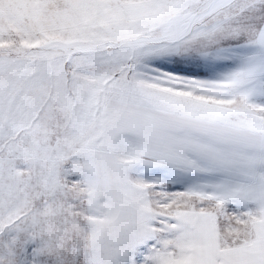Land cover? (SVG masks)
Listing matches in <instances>:
<instances>
[{
  "label": "snow or ice",
  "instance_id": "snow-or-ice-1",
  "mask_svg": "<svg viewBox=\"0 0 264 264\" xmlns=\"http://www.w3.org/2000/svg\"><path fill=\"white\" fill-rule=\"evenodd\" d=\"M0 264H264V0H0Z\"/></svg>",
  "mask_w": 264,
  "mask_h": 264
}]
</instances>
